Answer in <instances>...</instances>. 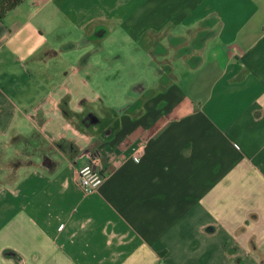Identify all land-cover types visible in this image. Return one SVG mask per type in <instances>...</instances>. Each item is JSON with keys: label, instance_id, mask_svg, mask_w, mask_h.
Listing matches in <instances>:
<instances>
[{"label": "crops", "instance_id": "crops-1", "mask_svg": "<svg viewBox=\"0 0 264 264\" xmlns=\"http://www.w3.org/2000/svg\"><path fill=\"white\" fill-rule=\"evenodd\" d=\"M15 144L5 264H264V0H25L0 20Z\"/></svg>", "mask_w": 264, "mask_h": 264}, {"label": "built area", "instance_id": "built-area-1", "mask_svg": "<svg viewBox=\"0 0 264 264\" xmlns=\"http://www.w3.org/2000/svg\"><path fill=\"white\" fill-rule=\"evenodd\" d=\"M105 178V173L98 170L92 161H86L76 170V184L85 193L97 190Z\"/></svg>", "mask_w": 264, "mask_h": 264}, {"label": "rangeland", "instance_id": "rangeland-1", "mask_svg": "<svg viewBox=\"0 0 264 264\" xmlns=\"http://www.w3.org/2000/svg\"><path fill=\"white\" fill-rule=\"evenodd\" d=\"M125 60H127V58H125ZM126 64L127 63L124 62V65H126ZM146 75H147V73L145 74V76ZM147 77H148V79L152 80L151 76H146V78ZM18 141H20L19 138H18ZM14 146L16 148L18 147L15 151H13L14 150ZM9 151H11L13 153V155H12V156H14L13 158H17L18 160H20V163L23 166V147H22V145L15 144V145H11L9 148H5V149L4 148H0V180L2 179L3 181L12 178V171L11 170L14 169L13 166H11L12 163L14 162V161H11V160H14V159H9L8 158ZM20 170L22 171L23 168H21Z\"/></svg>", "mask_w": 264, "mask_h": 264}, {"label": "trees", "instance_id": "trees-1", "mask_svg": "<svg viewBox=\"0 0 264 264\" xmlns=\"http://www.w3.org/2000/svg\"><path fill=\"white\" fill-rule=\"evenodd\" d=\"M25 0H0V20L2 21L3 18L5 17V15L11 11L12 9H14L16 6H18L19 4H21L22 2H24ZM146 35V33H145ZM122 108H107L106 111L107 113H109L110 115H114L116 112H119ZM69 145L72 144L71 142H68L64 139L60 140L57 143H54L53 146H58L63 148L64 145ZM75 148V146L73 145V149ZM76 149V148H75ZM14 161L12 163L11 166H13V168L19 167L21 165L20 160H18L17 158H13Z\"/></svg>", "mask_w": 264, "mask_h": 264}, {"label": "flooded vegetation", "instance_id": "flooded-vegetation-1", "mask_svg": "<svg viewBox=\"0 0 264 264\" xmlns=\"http://www.w3.org/2000/svg\"><path fill=\"white\" fill-rule=\"evenodd\" d=\"M109 119H100L94 117L92 114H84L80 120L79 124L82 128H87L90 130L103 131L104 133H109L110 129L108 127Z\"/></svg>", "mask_w": 264, "mask_h": 264}, {"label": "clouds", "instance_id": "clouds-1", "mask_svg": "<svg viewBox=\"0 0 264 264\" xmlns=\"http://www.w3.org/2000/svg\"><path fill=\"white\" fill-rule=\"evenodd\" d=\"M87 50H88V49H84L83 51H87ZM81 54H83V53H82V52H78V53H75L74 55L78 57V56L81 55ZM12 155H13V153H12L11 151H9V153H8V158H11ZM0 264H5V262H4L3 259H0Z\"/></svg>", "mask_w": 264, "mask_h": 264}, {"label": "water", "instance_id": "water-1", "mask_svg": "<svg viewBox=\"0 0 264 264\" xmlns=\"http://www.w3.org/2000/svg\"><path fill=\"white\" fill-rule=\"evenodd\" d=\"M41 166L49 167V159L47 158V159L42 160Z\"/></svg>", "mask_w": 264, "mask_h": 264}]
</instances>
